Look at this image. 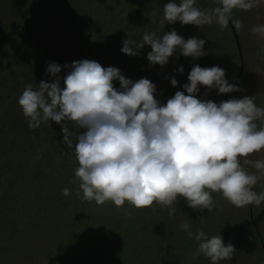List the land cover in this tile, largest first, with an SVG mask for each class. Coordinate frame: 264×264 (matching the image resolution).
Masks as SVG:
<instances>
[{"label":"trees","instance_id":"trees-1","mask_svg":"<svg viewBox=\"0 0 264 264\" xmlns=\"http://www.w3.org/2000/svg\"><path fill=\"white\" fill-rule=\"evenodd\" d=\"M169 2L0 0V264H211L202 253L193 256L200 241L181 230L185 221L193 234L221 235L225 244L235 246L232 259L218 264H264V202L238 208L222 193H212L216 207L209 212L194 210L182 197L172 206L154 202L145 208L127 201L117 207L110 200L103 205L84 200L75 176L79 164L74 148L63 142L62 125L50 121L30 129L18 103L27 84L35 89L41 80L52 82L46 73L49 63L63 66L84 59L117 67L133 81L148 78L161 104L177 91L187 94L183 85L197 64L225 69L226 79L235 84L241 55L230 24L221 29L214 21L201 29L168 23L163 7ZM194 6L209 12L219 0H195ZM232 20L242 25L236 30L244 60L241 90L233 98L254 96V103L264 108V36L250 31L264 25V0L249 11L233 9ZM173 29L185 40L204 39V55L185 57L176 49L161 66L147 59L150 45L136 48V55L121 51L125 39L140 44L145 33L162 36ZM68 71L62 68L58 75L63 78ZM113 83L119 89L120 82ZM199 89L197 98L217 103L231 96L204 85ZM254 123L264 127V119ZM70 130L77 131L72 125ZM240 159L244 170L254 173L243 161L264 160V149ZM64 188L70 190L68 196L62 194ZM253 191H264V180ZM169 207L176 208L174 215L169 216Z\"/></svg>","mask_w":264,"mask_h":264},{"label":"clouds","instance_id":"clouds-1","mask_svg":"<svg viewBox=\"0 0 264 264\" xmlns=\"http://www.w3.org/2000/svg\"><path fill=\"white\" fill-rule=\"evenodd\" d=\"M259 2L219 0V6L205 12L194 6L195 0H180L179 4L170 0L163 7L164 20L201 29L215 21L225 29L233 9L249 11ZM232 24L237 30L242 26L239 20H232ZM250 31L264 36V25ZM205 42L196 37L185 40L173 29L162 36L145 33L140 44L125 39L121 51L136 55V48L150 45L147 59L163 66L176 49L185 57L204 55ZM65 67L69 71L62 78L58 74ZM178 71L182 73L183 66ZM46 73L54 78L52 82L41 80L35 89L27 84L18 103L30 129L50 121L62 125L63 142L74 148L79 164L75 176L84 200L100 205L110 200L117 207L127 201L145 208L154 202L172 206L182 197L194 210L209 212L216 207L212 193H222L238 208L264 202V191H253L257 182L264 180V160L245 159L244 164L256 169L249 173L240 159L264 149V127L258 129L254 123L264 119V108L254 103V96L217 103L196 95L200 85L215 88L218 94L240 91L226 79L225 69L195 65L188 75L189 83L183 85L187 94L177 91L166 104L156 98V85L148 78L133 81L119 68H105L95 60L63 66L52 62ZM116 80L119 89L114 86ZM171 84L176 86L178 81L172 78ZM70 125L77 131L70 130ZM62 194L68 196L70 190L64 188ZM175 212V207H169V216ZM180 228L189 238L200 241L193 256L202 253L211 264L232 259L237 251L233 244H225L221 235L208 238L203 230L193 234L186 221Z\"/></svg>","mask_w":264,"mask_h":264},{"label":"water","instance_id":"water-1","mask_svg":"<svg viewBox=\"0 0 264 264\" xmlns=\"http://www.w3.org/2000/svg\"><path fill=\"white\" fill-rule=\"evenodd\" d=\"M229 24H230L232 32H233V34L235 36V39H236V42H237V45H238V48H239V52H240V55H241V67H240V71H239V73H238V75L236 77V80H235V84L238 85L239 79H240V77L242 75V72H243V69H244V64H243L244 60H243L242 47H241V43H240V40H239V36H238L236 28L232 24V19H230ZM234 94H235V91L231 92L230 99H233Z\"/></svg>","mask_w":264,"mask_h":264}]
</instances>
